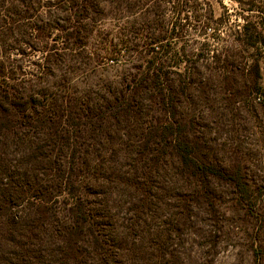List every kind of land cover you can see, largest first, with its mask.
Returning <instances> with one entry per match:
<instances>
[{"label":"trees","instance_id":"16d2710c","mask_svg":"<svg viewBox=\"0 0 264 264\" xmlns=\"http://www.w3.org/2000/svg\"><path fill=\"white\" fill-rule=\"evenodd\" d=\"M190 6L0 0V264H184L175 244L195 212L209 240L223 230L220 187L249 214L245 176L191 133ZM242 31L264 46V21ZM241 76L231 100L262 92L258 62Z\"/></svg>","mask_w":264,"mask_h":264},{"label":"rangeland","instance_id":"374dc122","mask_svg":"<svg viewBox=\"0 0 264 264\" xmlns=\"http://www.w3.org/2000/svg\"><path fill=\"white\" fill-rule=\"evenodd\" d=\"M165 1L171 5L187 3L195 9L188 8L182 15L189 18L184 41L190 47L186 48L195 49L189 59L196 69L190 76L192 84L184 103L186 113L194 120L191 133L206 141L209 151L224 165L230 163L238 168L245 176L250 195L248 215L245 208L232 212L231 189L220 187L218 192L228 208L223 230L209 240L210 225L205 226L209 222L195 212L194 224L176 242L175 249L185 259L184 264H254L256 245L264 249V59L260 55L264 46L247 49L242 26L247 18L253 24L264 21V0ZM250 8L252 11H248ZM228 53L232 54V66L207 67L215 55L223 58ZM129 58L126 54L123 60ZM256 62L260 66L262 92L231 100L232 92L224 89L226 79L232 76L234 83L242 86L241 72H247ZM126 65L120 73H129L131 64ZM113 205L112 213L122 217L121 208Z\"/></svg>","mask_w":264,"mask_h":264}]
</instances>
